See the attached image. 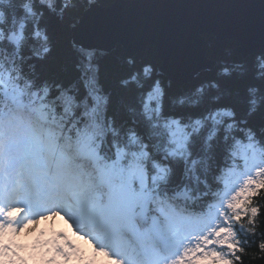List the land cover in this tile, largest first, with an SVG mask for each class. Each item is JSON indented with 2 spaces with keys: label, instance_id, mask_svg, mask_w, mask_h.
<instances>
[{
  "label": "trees",
  "instance_id": "1",
  "mask_svg": "<svg viewBox=\"0 0 264 264\" xmlns=\"http://www.w3.org/2000/svg\"><path fill=\"white\" fill-rule=\"evenodd\" d=\"M95 1L107 6L115 0H0V76H8V84L0 83V114H29L28 121L39 125L34 131L47 134L51 148L59 146L72 179L86 188L90 202L107 205L111 191L123 183L119 167L125 180L126 163L145 154L137 159L147 184L129 177L135 210L140 194L158 195L174 208L202 215L218 201L228 175L244 167V147L251 146L264 163V52L244 59L235 42L206 36V54L216 67L177 86L159 72L153 47L128 60L120 46L110 53L74 46L71 30ZM11 33L20 36L17 45L8 40ZM84 61L92 66L86 68ZM91 77L98 97L87 85ZM157 86L161 93L149 111V94ZM13 88L19 97L10 96ZM41 104H55L59 111L52 114L58 121L32 120ZM174 124L184 128L183 147L172 138ZM101 169L102 176L116 173L109 188L97 184ZM181 191L190 198L176 202L172 197ZM156 213L151 205L149 223L137 225L149 229ZM233 216L235 247L227 260L264 264V186ZM121 228L118 222L121 241L138 251L132 232Z\"/></svg>",
  "mask_w": 264,
  "mask_h": 264
},
{
  "label": "rangeland",
  "instance_id": "2",
  "mask_svg": "<svg viewBox=\"0 0 264 264\" xmlns=\"http://www.w3.org/2000/svg\"><path fill=\"white\" fill-rule=\"evenodd\" d=\"M44 1L51 3V0ZM19 37L16 36L18 40ZM84 62L86 68L92 66L89 61ZM6 77L0 76V83L8 84ZM87 85L92 94L98 97L99 93L94 90L96 81L92 77L87 79ZM13 90L10 96L19 97V89ZM159 93L161 90L157 86L149 94L146 104L149 111L151 101L158 99ZM99 100L102 101L101 97ZM40 106L32 120L58 121V116L52 114L59 111L55 104L56 108H50V104ZM42 107L50 110L44 113ZM26 119L8 113L0 115V188L14 175L22 178L17 184V192L7 199L5 212H0V264H231L226 255L235 247L234 226L237 221L233 215L242 212L245 202L264 186V163L251 146L241 151L244 167L228 175L218 201L200 216L174 208L158 195L144 198L140 194L137 196L139 207L135 210L133 206L136 203L129 197L133 189L129 177L137 180L140 186L147 184L145 168L138 160L145 154H140L139 158L135 155L134 161L125 162L129 168L125 180L121 170L123 167H119L118 176L121 182L123 180L120 183L122 186L111 191L106 206L98 204L95 207L86 199L77 182L69 177L63 162L64 154L54 149L51 153L44 135L33 131L29 123L34 130H40L39 125L28 123ZM174 127L172 138L176 145L184 146V128L178 124H174ZM123 155L122 151L119 158L123 159ZM102 170L98 171V177L104 176L102 183L110 187L116 173L110 170L102 176ZM38 183L43 192L37 189ZM52 188L57 189L54 194H51ZM172 198L178 202L189 199L190 195L187 191H181ZM151 205L157 213L151 218L150 230L138 228L139 221L145 225L149 223L146 216ZM34 206H48L49 210L47 214L37 216ZM91 212L100 219H88ZM13 213H19L22 218L18 221L16 241L9 244L6 243L9 236L3 224L9 225ZM57 217H62L68 226L66 229L72 238L70 246L60 248L55 244L51 224L44 239L31 241L38 227L43 226L42 221L50 219L54 223ZM117 222H121L124 229L132 230V235L140 243L142 258L135 255L133 258L129 248L118 241ZM154 239L157 243H154ZM85 244L91 245L90 250L86 249ZM175 248L176 254L170 255ZM102 251L108 255H101Z\"/></svg>",
  "mask_w": 264,
  "mask_h": 264
},
{
  "label": "water",
  "instance_id": "3",
  "mask_svg": "<svg viewBox=\"0 0 264 264\" xmlns=\"http://www.w3.org/2000/svg\"><path fill=\"white\" fill-rule=\"evenodd\" d=\"M71 34L77 48L110 53L120 46L128 60L153 47L159 72L184 86L216 67L206 54V36L235 42L244 59L264 52V0L95 1ZM8 40L17 44L15 33Z\"/></svg>",
  "mask_w": 264,
  "mask_h": 264
},
{
  "label": "bare ground",
  "instance_id": "4",
  "mask_svg": "<svg viewBox=\"0 0 264 264\" xmlns=\"http://www.w3.org/2000/svg\"><path fill=\"white\" fill-rule=\"evenodd\" d=\"M85 170H87L86 168H85ZM14 180V179H13ZM11 184V181L9 180L8 181V183L6 184V187L5 188H2L1 189V191L2 192H4V193H6V195H7V197L5 198V199H1L0 200V204H1V206H0V209L1 208H5L6 207V205H7V199H8V197H9V194H11L12 192H9L8 193V191H7V187H8V185H10ZM39 184V183H38ZM37 184V185H38ZM14 190V189H13ZM14 194H15V192H13V196H14ZM2 213H4L3 212V210H2ZM45 213V212H44ZM6 218V217H5ZM21 218H22V216H21ZM20 220V219H19ZM18 220V221H19ZM7 221V220H6ZM18 221H14V219H10V221H8V223H9V225L7 224V223H5L4 222V226L6 227V232H8V234L10 235V239L9 240H7V243H13V242H15L16 240V237H17V227H18V225H19V222ZM54 230L56 231H59V236L61 237V233H60V230H61V228H59V227H54ZM47 227H46V230H45V232H44V234L43 235H37L36 234V236L35 237H32L31 238V241H33V240H38V241H41L42 239H44V235L47 233ZM54 232V231H53ZM53 235H54V233H52V237H53ZM56 237L55 235H54V238H52L53 240H55V244L58 246V247H60V248H66V240L64 239V238H60V237ZM36 238V239H35ZM177 250V248H175V250L172 252V251H170V255H175L176 254V251Z\"/></svg>",
  "mask_w": 264,
  "mask_h": 264
},
{
  "label": "clouds",
  "instance_id": "5",
  "mask_svg": "<svg viewBox=\"0 0 264 264\" xmlns=\"http://www.w3.org/2000/svg\"><path fill=\"white\" fill-rule=\"evenodd\" d=\"M44 227H48L50 224L52 227H59L61 229L67 228V224H65L64 219L62 217H57L56 221L53 223L50 219L47 222H41ZM86 249L90 250L91 245L85 244Z\"/></svg>",
  "mask_w": 264,
  "mask_h": 264
},
{
  "label": "snow or ice",
  "instance_id": "6",
  "mask_svg": "<svg viewBox=\"0 0 264 264\" xmlns=\"http://www.w3.org/2000/svg\"><path fill=\"white\" fill-rule=\"evenodd\" d=\"M100 254H101V255H105V256L108 255L107 252H104V251H102Z\"/></svg>",
  "mask_w": 264,
  "mask_h": 264
}]
</instances>
